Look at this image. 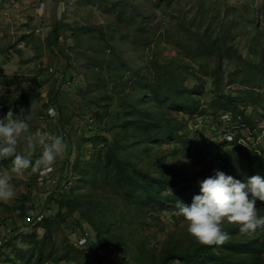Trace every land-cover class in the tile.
I'll return each instance as SVG.
<instances>
[{
	"label": "rangeland",
	"instance_id": "rangeland-1",
	"mask_svg": "<svg viewBox=\"0 0 264 264\" xmlns=\"http://www.w3.org/2000/svg\"><path fill=\"white\" fill-rule=\"evenodd\" d=\"M119 1L135 7L134 15H141L152 29L154 43L145 49L123 43L124 28L117 24L108 6ZM56 26L60 34L57 42L51 38ZM82 26L95 28V32L77 33ZM206 30L220 35L221 42L233 47L247 64L256 67L264 60V0H0V97L21 98L11 112L27 116L30 132L63 136L66 145L51 171L44 175L28 169L16 176L10 172L11 163L0 166V171H9L16 192L13 200L0 202V264H26L20 254L28 249L27 237L35 233L43 238L47 234L44 224H27L31 214L50 219L57 248L67 240L74 242L76 232L83 236L79 227H84L92 240L84 248L86 261L95 264V254L100 252L92 228L85 221L79 225L78 215L65 223L55 218L59 212L58 192L73 176L68 175V163L87 154L95 139L109 137L105 124L117 120L131 87V74L124 68L145 72L156 60L178 71L190 67L198 71L201 63L195 60L198 56L194 50L199 34ZM101 32L116 45V54L107 47ZM216 64L211 56L210 72ZM244 67L243 63L224 62L226 89L249 90L240 83ZM249 77L255 80V74ZM196 82L201 88L194 97L200 100V112L205 115L184 116L191 136L219 143L232 135L243 140L245 147L264 153V75L260 86L251 90L254 95L245 93L241 104L254 129L242 128L244 122L232 114L228 120L226 114L214 112L210 107L215 96L212 78L202 71L198 81L191 77L186 83L192 88ZM49 108L56 110L55 117L48 115ZM97 112L102 120L96 118ZM8 113L0 114V119ZM25 143L20 142L19 150ZM41 152L42 147L37 145L33 160ZM146 222L148 226L138 227L137 234L129 238V254L114 250V259L109 252L100 254L105 264L158 263L168 250L197 242L178 211L156 214ZM226 225L239 227L224 222L223 228Z\"/></svg>",
	"mask_w": 264,
	"mask_h": 264
},
{
	"label": "trees",
	"instance_id": "trees-1",
	"mask_svg": "<svg viewBox=\"0 0 264 264\" xmlns=\"http://www.w3.org/2000/svg\"><path fill=\"white\" fill-rule=\"evenodd\" d=\"M123 27L122 41L135 48L145 49L154 43V35L141 15L135 16V7L123 1L108 4ZM108 7V8H109ZM129 7V9H128ZM77 33L95 32V28L82 26ZM100 36L113 54L117 47ZM58 27L51 38L59 40ZM194 50L200 69H178L151 61L145 72L124 68L131 74L129 94L122 104V111L111 125L105 124L108 136L95 139L87 154L79 155L72 163L66 188L58 192L59 212L56 220L65 223L67 218L79 216L77 223L85 221L98 237L104 250L114 249L127 255L132 251L129 238L137 234L138 227L148 226L146 220L156 214L177 211L176 200L191 204L199 194V181L221 170L242 181L252 175L264 176V153L239 144V139L215 143L210 139L199 140L191 136L184 116L200 112L201 102L194 95L200 94L198 83L190 88L187 80H199V73L212 78L215 96L210 107L216 114L241 116L248 129L254 125L241 104L244 95L260 86L264 75V60L252 66L233 47L221 42L220 35L210 30L201 32ZM209 55H206L208 54ZM213 56L217 64L210 72L208 61ZM226 60L243 63L240 83L249 88L246 92L224 87ZM177 70V71H175ZM255 71V72H254ZM255 74V80L249 75ZM27 98L28 96H24ZM21 98L0 97V114L10 112ZM180 115H183L181 117ZM96 118L102 120L101 113ZM11 158L0 160L8 166ZM69 188V189H68ZM258 215L264 216V202H257ZM31 226L32 224H28ZM47 234L40 238L35 233L27 237L28 249L20 254L26 264H88L85 251L69 240L56 247L52 222L45 218ZM78 225V226H79ZM83 236L84 227H79ZM230 239L221 246L204 245L198 241L187 247L168 250L158 263L153 264H264V229L253 234H242L239 227L223 228ZM78 233V232H76ZM240 237L241 240H237ZM105 264L103 257L95 254L93 263Z\"/></svg>",
	"mask_w": 264,
	"mask_h": 264
},
{
	"label": "clouds",
	"instance_id": "clouds-1",
	"mask_svg": "<svg viewBox=\"0 0 264 264\" xmlns=\"http://www.w3.org/2000/svg\"><path fill=\"white\" fill-rule=\"evenodd\" d=\"M48 115H57L54 108ZM26 143L19 150L20 142ZM37 145L42 147L40 156L33 160ZM63 136L37 130L30 132L27 116L9 112L0 119V160L11 158L10 172L22 176L25 170L41 175L52 166L65 150ZM9 171H0V202H9L16 196ZM264 202V176L252 175L243 181L221 170L199 181V194L191 204L176 200L178 214L187 222V231L199 243L221 246L230 239L223 229L224 222L239 225L242 234H253L264 229V216L258 215L257 202Z\"/></svg>",
	"mask_w": 264,
	"mask_h": 264
},
{
	"label": "built area",
	"instance_id": "built-area-1",
	"mask_svg": "<svg viewBox=\"0 0 264 264\" xmlns=\"http://www.w3.org/2000/svg\"><path fill=\"white\" fill-rule=\"evenodd\" d=\"M42 6H44V4H42ZM51 72L53 71V68H50ZM224 117L228 120H230L232 118L231 114H226L224 115ZM238 120H242L241 116L238 115L237 117ZM242 128H246V126L244 124H241ZM234 136H227L225 137L226 140L228 141H233L234 140ZM239 144L244 145V141L239 139ZM257 151V150H256ZM45 218L46 215L43 214H31L30 216H27V224H32V225H43L45 222ZM171 223H174L173 220H171ZM92 241L91 240V235H89L88 233L85 236H80L77 235L75 233V238H74V242H72L75 246H77L79 249L84 250V248H86V246L89 244V242ZM97 242H98V237H97ZM91 243V242H90ZM3 242L2 240H0V248L2 246ZM97 251L100 252V254H105V255H109L111 254V256L113 257V259L116 257V255L114 254V249H109V251L104 250L100 247V245L97 243ZM85 251V250H84ZM109 252V254H108ZM100 254H98L100 256ZM102 257V256H101Z\"/></svg>",
	"mask_w": 264,
	"mask_h": 264
}]
</instances>
